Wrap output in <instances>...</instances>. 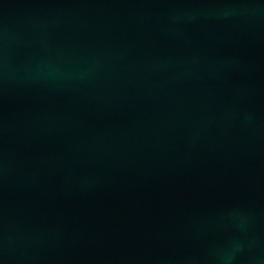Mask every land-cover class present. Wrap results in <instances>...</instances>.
I'll return each mask as SVG.
<instances>
[{
    "label": "water",
    "instance_id": "1",
    "mask_svg": "<svg viewBox=\"0 0 264 264\" xmlns=\"http://www.w3.org/2000/svg\"><path fill=\"white\" fill-rule=\"evenodd\" d=\"M0 264H264V0H0Z\"/></svg>",
    "mask_w": 264,
    "mask_h": 264
}]
</instances>
